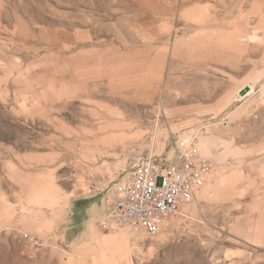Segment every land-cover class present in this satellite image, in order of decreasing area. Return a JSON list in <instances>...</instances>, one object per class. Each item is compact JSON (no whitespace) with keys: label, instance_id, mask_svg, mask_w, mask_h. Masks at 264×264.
Wrapping results in <instances>:
<instances>
[{"label":"rangeland","instance_id":"rangeland-1","mask_svg":"<svg viewBox=\"0 0 264 264\" xmlns=\"http://www.w3.org/2000/svg\"><path fill=\"white\" fill-rule=\"evenodd\" d=\"M185 146L195 203L100 227ZM0 264H264V0H0Z\"/></svg>","mask_w":264,"mask_h":264},{"label":"built area","instance_id":"built-area-1","mask_svg":"<svg viewBox=\"0 0 264 264\" xmlns=\"http://www.w3.org/2000/svg\"><path fill=\"white\" fill-rule=\"evenodd\" d=\"M212 164L199 159L190 146L174 156H150L121 174L116 199L100 222L106 230L160 233L166 219L197 201Z\"/></svg>","mask_w":264,"mask_h":264}]
</instances>
